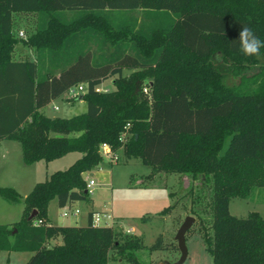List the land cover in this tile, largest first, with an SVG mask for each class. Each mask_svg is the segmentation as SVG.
Listing matches in <instances>:
<instances>
[{
  "label": "trees",
  "instance_id": "16d2710c",
  "mask_svg": "<svg viewBox=\"0 0 264 264\" xmlns=\"http://www.w3.org/2000/svg\"><path fill=\"white\" fill-rule=\"evenodd\" d=\"M116 11L126 17L115 21ZM18 13L37 17L26 42L37 50L35 61L11 58ZM227 71L240 76L235 87L226 84ZM255 77V91H244V79ZM108 79L113 90L96 92ZM79 84L87 85L85 113L66 119L40 112ZM3 140L19 143L27 166L81 155L24 198L0 187L5 202L23 204L17 223L0 225V251L30 253L26 264H143L140 237L95 227L91 214L82 227L49 223L51 201L91 202L84 175L103 162L101 144L152 174L209 186L204 209L191 211L212 264H264V219L229 211L231 199L264 193V0H0ZM163 247L159 236L149 250Z\"/></svg>",
  "mask_w": 264,
  "mask_h": 264
},
{
  "label": "rangeland",
  "instance_id": "374dc122",
  "mask_svg": "<svg viewBox=\"0 0 264 264\" xmlns=\"http://www.w3.org/2000/svg\"><path fill=\"white\" fill-rule=\"evenodd\" d=\"M139 18L142 12L137 13ZM112 17L115 21L126 17L124 13L114 12ZM158 24V23H157ZM37 17L35 14L18 13L13 15L12 35L16 40L11 58L16 61H35L37 50L26 44L28 39L35 34ZM22 33V36H19ZM220 58H215V62H220ZM228 72L227 85L235 87L239 83L236 71ZM255 70L247 72L251 76ZM130 72L124 71V75ZM260 78L244 79L242 87L244 91H255ZM102 90H113L112 79L103 82ZM147 99H150V90L146 86ZM70 94L65 92L63 99L57 104H61L60 111H51L50 117L72 118L86 112V104L76 102L74 105H67V100L71 99ZM66 99V100H65ZM78 101V99H71ZM45 115V111L42 112ZM52 113V114H51ZM227 146V144H226ZM119 154V153H118ZM72 156L58 160L54 165L40 161L35 165H24L22 152L19 143L14 141H0V187L13 188L22 198L29 194L33 185L43 182L54 171H63L69 167L68 163ZM67 165V166H66ZM93 176L84 175L86 182L93 181L94 186L89 192L90 203L82 201L79 203L80 209L88 208L91 204L95 210L111 211L110 215L114 222H108L113 229L124 234L140 237L143 248L136 252V257L143 264H175L180 258V252L175 241V235L184 222L190 216L195 218V222L185 234V247L187 256L183 264H212V259L205 249L201 233L199 232L198 219L192 215V211L197 212L204 209L205 204L211 198L209 186L201 185L200 181H190L187 177L177 175L152 174V168L144 166L140 160H126L119 155L117 164H110L107 159L98 168L93 170ZM190 186V187H189ZM192 188V193L188 195V190ZM170 194L175 196L170 197ZM199 196L201 202L192 203V200ZM174 209L166 215L160 213L170 206ZM230 214L245 218L249 213L256 212L264 219V193H255L247 200L231 199ZM192 210V211H191ZM23 204H9L0 197V225L11 226L21 219ZM207 210H204V213ZM61 213L57 209V226H83L84 212L77 218L68 215L59 216ZM207 217V216H206ZM142 218H149L142 222ZM205 218V215H204ZM105 222V220L103 221ZM103 222L100 224L103 225ZM161 236L163 249L150 251V247L156 239ZM31 257L30 253L4 252L0 251V264H26ZM110 264H130L126 261H117Z\"/></svg>",
  "mask_w": 264,
  "mask_h": 264
},
{
  "label": "crops",
  "instance_id": "0c3cea01",
  "mask_svg": "<svg viewBox=\"0 0 264 264\" xmlns=\"http://www.w3.org/2000/svg\"><path fill=\"white\" fill-rule=\"evenodd\" d=\"M105 82V81H104ZM112 86H113V79H112ZM100 87V86H99ZM62 99H63V95L60 97V98H58V99H55V100H53V101H51L48 105H46L43 109H41L40 110V112H43V111H45V115L47 116V117H49V118H55V117H53V115L50 117V112L51 111H60V109H61V104H57L58 102L60 103V101H62ZM66 100V99H65ZM76 102H79V103H82L83 101L82 100H80V99H78V101H72L71 99H69V100H67V105H74ZM84 103V102H83ZM52 114V113H51ZM119 153V155H122L121 154V151L120 152H118ZM77 155V156H72V158H71V161L68 163L69 165L68 166H70V165H72L77 159H79L80 158V154H78V153H70V154H67L66 156H64V157H62L61 159H58V160H62V159H65L66 157H68L69 155ZM58 160H54V161H52V162H49V163H47V165H54V163L56 162V161H58ZM130 161V160H129ZM132 161V160H131ZM35 164H37V163H35ZM35 164H33V165H35ZM117 164V163H116ZM67 166V165H66ZM68 168V167H67ZM64 170V169H63ZM66 170V169H65ZM57 171V170H56ZM56 171H54V172H56ZM59 171V170H58ZM53 172V173H54ZM159 174H162V173H159ZM87 175L88 176H93L94 174H93V171L92 172H90V173H87ZM163 176H165L164 174H162ZM33 187H34V185H33ZM82 201H73V202H68V203H66V205L64 206V207H59L58 205H57V201L56 200H53V201H51L50 202V204H49V206H48V211H47V214H48V220H49V223L51 224V225H54V226H57V223H56V214H57V209L61 212V213H59V216L61 215L62 216V213L64 212V211H67V214L68 215H70V216H72L73 218H77V217H79V215L81 214V210L84 212V214H85V216H84V224L85 225H83V226H86V224H87V221H88V215L89 214H94V213H97V214H100V217H101V221H100V224L105 220V222H103V225L101 226H99V227H111V226H109L108 225V222H114V218L110 215L111 213V211H106V210H100V211H98V210H95V208H94V205L93 204H91V206L90 207H88V208H84V209H80V206H79V203H81ZM230 204V203H229ZM65 209V210H64ZM75 210H79V214L77 215V216H74L73 215V213H74V211ZM229 210H230V206H229ZM67 215V216H68ZM104 215H105V217H104ZM106 216H110V220H107V218H106ZM69 226H71V225H69ZM82 227V226H81ZM60 240H58V242H59ZM52 243V242H51ZM51 243H49L48 244V246L49 245H51Z\"/></svg>",
  "mask_w": 264,
  "mask_h": 264
},
{
  "label": "built area",
  "instance_id": "2783aa9c",
  "mask_svg": "<svg viewBox=\"0 0 264 264\" xmlns=\"http://www.w3.org/2000/svg\"><path fill=\"white\" fill-rule=\"evenodd\" d=\"M19 36L21 37L22 33H19ZM86 88H87L86 84H79V85H77L75 87L69 88L67 92L70 94L69 97L71 99H73V100L74 99H79V97L86 92ZM95 91L96 92H108V90H102V89H100L98 87L95 88ZM146 91H147L146 88H144L143 92L146 93ZM128 137H129L128 134L126 132H124L120 136L119 141L121 143H124L125 140ZM99 154L102 157V159H107L110 162V164H116L119 161V154L117 152H113L111 150V148L107 144H101L100 145ZM93 186H94L93 181L90 180V181L86 182V187H87L88 192L91 191ZM78 214H79V210H75L74 213H73L74 216H77ZM67 215H68L67 211H64L62 213V217H67ZM104 217H105V215H104ZM106 218H107V220H110V216H106ZM100 221H101L100 214L94 213V214L91 215V223H92L93 226L99 227L100 226ZM40 224H41V222L38 221L34 225L38 226Z\"/></svg>",
  "mask_w": 264,
  "mask_h": 264
},
{
  "label": "water",
  "instance_id": "95a60500",
  "mask_svg": "<svg viewBox=\"0 0 264 264\" xmlns=\"http://www.w3.org/2000/svg\"><path fill=\"white\" fill-rule=\"evenodd\" d=\"M79 99L82 100V96H80ZM35 216L36 211H33L28 220H32ZM194 222L195 219L193 217H186L175 235V241L177 242V246L180 252V258L175 264H183L186 259L187 250L185 247V234L190 230Z\"/></svg>",
  "mask_w": 264,
  "mask_h": 264
}]
</instances>
